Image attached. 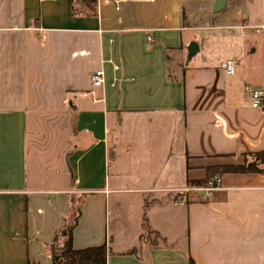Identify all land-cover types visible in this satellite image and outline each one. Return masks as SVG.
<instances>
[{
  "label": "crops",
  "instance_id": "obj_1",
  "mask_svg": "<svg viewBox=\"0 0 264 264\" xmlns=\"http://www.w3.org/2000/svg\"><path fill=\"white\" fill-rule=\"evenodd\" d=\"M200 1L0 0V264H53L76 207L106 264H264V0H227L240 25Z\"/></svg>",
  "mask_w": 264,
  "mask_h": 264
},
{
  "label": "trees",
  "instance_id": "obj_2",
  "mask_svg": "<svg viewBox=\"0 0 264 264\" xmlns=\"http://www.w3.org/2000/svg\"><path fill=\"white\" fill-rule=\"evenodd\" d=\"M73 14L75 13L74 9ZM256 156H261V154H257ZM249 170H258L255 165V162H249L246 165H231L226 167H221L219 169V174L224 172H248ZM212 174L211 170H208V180L211 179ZM207 181L201 182H189L192 186H203V184H207ZM80 214V207H76L72 213V217H74L73 222L68 226L67 236L63 243L58 246H55V241L57 240V235L53 239L50 250L53 256V264H106L107 258V248L106 245L88 247L84 249H74L73 248V238H72V230L76 226L78 222ZM157 236L156 234L154 235ZM28 264H39L37 262L29 261ZM191 264H194L191 261Z\"/></svg>",
  "mask_w": 264,
  "mask_h": 264
},
{
  "label": "rangeland",
  "instance_id": "obj_3",
  "mask_svg": "<svg viewBox=\"0 0 264 264\" xmlns=\"http://www.w3.org/2000/svg\"><path fill=\"white\" fill-rule=\"evenodd\" d=\"M207 1L208 3L205 2V4H203V2L200 1L202 5H199L195 8V14H196L195 16L198 18V20H200L199 21L200 23H207V24L233 23V24L240 25L242 24L243 20L246 19L248 15L252 13V11L250 10L251 8L249 9L245 7L244 8L240 7L239 9H236L235 11H231L230 8H227V9L225 8L221 12L215 13L213 12V6L211 7L210 5L211 0H207ZM186 4L187 6L189 5V0ZM247 30L253 31V29H247ZM230 35L231 34H227V36H230ZM254 40L256 41L255 44H254ZM262 42H263L262 33H259L258 35L256 34V36L250 34L245 39V49H248V51L250 52L251 49L255 47L256 52H257L255 55L262 56L263 54V46H262L263 43ZM216 43L213 42L209 44V46H211V49L219 50L221 52L226 50L227 46L224 47L223 45H217ZM177 62H180V60L172 63L173 64L172 66L173 67L177 66ZM72 216L67 221V225L63 229H61V231H59L57 240L55 241V246L60 245L66 239L68 226L73 222V219H74V217Z\"/></svg>",
  "mask_w": 264,
  "mask_h": 264
},
{
  "label": "built area",
  "instance_id": "obj_4",
  "mask_svg": "<svg viewBox=\"0 0 264 264\" xmlns=\"http://www.w3.org/2000/svg\"><path fill=\"white\" fill-rule=\"evenodd\" d=\"M258 29L264 30V25H262ZM220 66L223 68V70L227 74H234L235 67H236V60L233 59V58L225 59V60H223L220 63ZM104 80H105V74H104V71L102 69L96 70L94 72V74L92 75V83H93V86H95V87H99V86L103 85ZM252 95H253V100H254L253 101V106L254 107L261 106L262 99H263V92H261V91H253ZM213 188L214 187L212 186L210 188H205L204 190L205 191H210Z\"/></svg>",
  "mask_w": 264,
  "mask_h": 264
},
{
  "label": "water",
  "instance_id": "obj_5",
  "mask_svg": "<svg viewBox=\"0 0 264 264\" xmlns=\"http://www.w3.org/2000/svg\"><path fill=\"white\" fill-rule=\"evenodd\" d=\"M227 4V0H215L213 4V12H221ZM188 57L193 58L200 51L199 43L196 41H191L187 46Z\"/></svg>",
  "mask_w": 264,
  "mask_h": 264
}]
</instances>
